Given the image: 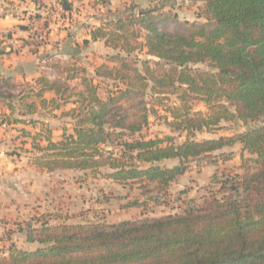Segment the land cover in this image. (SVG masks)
<instances>
[{
    "label": "trees",
    "instance_id": "trees-1",
    "mask_svg": "<svg viewBox=\"0 0 264 264\" xmlns=\"http://www.w3.org/2000/svg\"><path fill=\"white\" fill-rule=\"evenodd\" d=\"M189 1L204 4V22L168 31L160 26L166 15L150 7L94 26L91 39L113 52L93 72L74 60L53 62L55 77L44 73L16 83L0 74V103L10 110L0 113V124L41 122L38 132L20 129L31 140L36 168L102 173L137 185L146 199L128 207L166 202L191 161L233 159L232 151H222L226 147L241 146L242 171L225 173L219 191L182 213L114 223L40 219L24 227L26 241L39 246L13 243L0 253V264H264V124L196 137L224 123L264 119V0ZM58 2L72 10V0ZM144 50L153 59L139 57ZM68 104L61 117L70 127H62L57 141L50 126L24 118L56 116ZM153 116L184 140L168 133L146 136Z\"/></svg>",
    "mask_w": 264,
    "mask_h": 264
},
{
    "label": "rangeland",
    "instance_id": "rangeland-1",
    "mask_svg": "<svg viewBox=\"0 0 264 264\" xmlns=\"http://www.w3.org/2000/svg\"><path fill=\"white\" fill-rule=\"evenodd\" d=\"M43 5L46 7V11L40 16H34L35 19L39 20L48 13L51 15L52 22L45 25V32H43L45 42L39 45L40 48L33 50L29 48V50L38 53L47 44L54 45L55 42L50 40L49 36L52 29L51 25L66 31L74 26L79 31L78 40L75 41L73 34H71L68 37L70 39H65L67 41L64 47L63 45L61 47L76 49L77 57H81L83 63L90 70H92V64L105 61L113 51L107 48L101 40L91 41L84 38V34H81V28L85 23H87L85 28H88V26L99 25L110 16L125 15L132 11L138 13L140 9L150 7H156L168 17L167 20L165 19L166 16L163 17L160 25L162 29L168 31L182 28L186 22L205 21L203 16L204 4L189 0H72V10L70 11L65 9L60 11L58 0H47L46 4L42 3L41 6ZM89 17L90 20L87 19ZM42 27L41 23L31 26L32 32L26 39L27 44L30 38L40 33ZM54 46L56 48V45ZM81 46L84 47L81 48ZM59 47L57 46V48ZM145 52V50L140 52L139 57L153 59ZM64 54L62 53L61 57L55 56L52 60L58 58L66 60L63 58ZM199 66L206 67L205 65ZM173 98L171 97V101ZM195 107L202 110L206 109L197 102ZM161 114L163 115L164 112L161 111ZM51 122L55 127L54 138L59 139L61 122L59 119H54ZM263 124L264 119L251 122L248 125L241 122L224 123V128L215 132H199L196 137L204 139L232 135ZM8 126L4 127L0 124L3 129H7ZM25 128L30 129L32 127L27 125ZM12 133L20 135L21 132L15 130ZM166 133L175 134L177 142L185 138L184 136L180 137L179 133H171L162 117H151L150 125L144 130V134L151 137L163 136ZM18 139L17 145L9 148L12 149L13 147V150L17 151V157L26 155V147H29L28 143L22 141L23 137ZM222 151H232L234 153L233 159L229 161L220 160L216 164L213 163L215 156L191 161L187 172L170 188L166 202L149 201L143 208L127 206L135 199H146L137 185L124 186L103 176L102 173L93 176L89 173L73 170H58L51 173L40 171L37 186L31 187L30 181L25 179L24 183L26 184L21 186L12 183L13 187L8 192V197L5 195L0 202V253L6 251L13 243L18 247L27 249L35 246V243L30 245L25 241L24 227L30 224L37 225L40 219L48 218L50 223L82 222L85 220L114 223L124 219H142L176 212L182 213L189 206L202 205L205 197H210L211 193L219 191L220 183L217 181L226 179L225 173L242 171L240 169L241 146L238 144L234 147H226ZM245 156L249 157L250 155L245 152ZM25 162L26 160H24L23 166H26ZM174 163L175 161L166 162L168 165ZM217 195L222 196L220 192Z\"/></svg>",
    "mask_w": 264,
    "mask_h": 264
},
{
    "label": "crops",
    "instance_id": "crops-1",
    "mask_svg": "<svg viewBox=\"0 0 264 264\" xmlns=\"http://www.w3.org/2000/svg\"><path fill=\"white\" fill-rule=\"evenodd\" d=\"M46 2L47 0H0V74L5 77H11L16 83L30 81L44 73H47L50 77H55L56 72L51 67L52 63L55 61L69 62L79 60L81 61V63H83V59L81 57H77L76 49L73 50L72 48H63L66 41L70 39L68 38L70 37L69 35L73 34L74 40H78L77 35L79 34V31H77L76 27L74 26L66 31L63 28H58V26L51 25L52 29L50 30L49 36L50 40H53L55 42L54 45H56V48L54 45L47 44L38 53H33L29 50L26 39L29 38L32 32L31 26L34 24L33 20L35 19V17L40 16V14H43V12L46 11V7L44 5L41 6L42 3L46 4ZM87 19L90 20V17ZM85 24L81 28V34H84L83 37L87 38V40L93 41L91 39L90 32L95 25L85 28L87 26V23ZM66 38L67 40H65ZM62 45L63 47H61ZM57 46L60 47L57 48ZM83 47L84 46H81V48ZM10 49L12 51H9ZM62 53H65L63 55V58H66V60H62L59 58L56 60H52L55 56L58 57L59 55V57H61ZM106 60L99 63L106 62ZM94 65L92 64V70H90L92 72L94 71ZM46 66L49 67L47 68ZM17 91L18 90H14V93H16ZM53 96L54 93L52 92L46 93V97L48 98ZM71 106V104H68L66 106H62L60 110L54 111L56 116L45 114L43 112L42 114L36 113L24 118L40 120L44 122V124L50 126V128L53 130V139L57 141L61 138V134L63 131L62 127L64 125L70 127V123L66 122L68 121V119L61 117V113L65 110H69ZM0 112L9 113L10 110L6 106L2 105V103H0ZM54 119H59L61 122V133L59 139L54 138L55 127L51 122ZM27 125H30L32 128L26 129L25 126ZM41 125V122H37V124H11L7 127V129H3L0 127V202H2L5 195L6 197H8V192L11 190V187H13L12 183H17V185L21 186L23 184H26L24 183L25 179L30 181L31 187L37 186L40 177L39 172L45 171L36 168L30 161V157L32 155L31 140L22 136L21 133L20 135H15L12 133V131H20V129L22 128L35 133L41 129ZM20 137H23L22 141L26 144L28 143L29 147H26V155L24 154L17 157V151L13 150V147L12 149L9 148L10 146H16V142ZM24 160H26V166L22 165L24 164ZM27 243L30 245L32 244L31 242ZM35 244V246L31 247L32 249L39 246L38 243Z\"/></svg>",
    "mask_w": 264,
    "mask_h": 264
},
{
    "label": "built area",
    "instance_id": "built-area-1",
    "mask_svg": "<svg viewBox=\"0 0 264 264\" xmlns=\"http://www.w3.org/2000/svg\"><path fill=\"white\" fill-rule=\"evenodd\" d=\"M58 9H59L60 11H62L64 8H63V6L60 4L59 7H58ZM50 22H52V18H51V15H49L48 13L45 14V15H44L41 19H39V20H36V19L33 20V23H34V24L37 25V24H40V23H41V25H43V27L40 28V33H39V34H37L36 36H33L32 38L29 39V43L27 44V46H28L31 50L40 48L39 45H40L41 43H44V42H45V36H44L43 32H45V25H46L47 23H50ZM35 29H36V26H35ZM1 125L4 126V127L7 126L6 123H2Z\"/></svg>",
    "mask_w": 264,
    "mask_h": 264
}]
</instances>
